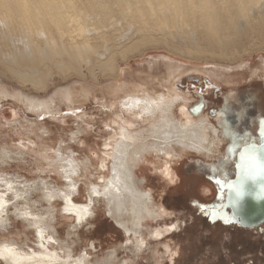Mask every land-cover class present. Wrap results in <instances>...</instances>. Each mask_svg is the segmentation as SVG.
<instances>
[{
  "label": "bare ground",
  "instance_id": "6f19581e",
  "mask_svg": "<svg viewBox=\"0 0 264 264\" xmlns=\"http://www.w3.org/2000/svg\"><path fill=\"white\" fill-rule=\"evenodd\" d=\"M153 50L227 66L214 64L212 68L199 69L163 59L161 67L153 64L133 68V60ZM257 52H264V0H0L1 83L10 80L24 89L42 91L55 86L56 79L69 82L65 90L44 102L25 98L23 91L12 95L3 85L0 98L13 97L39 115L53 114L61 105L73 110L90 99L103 101L105 109L117 112L116 119L110 115L109 123L117 127V132L104 142L105 150L99 159L102 183H90V204H78L74 196L81 194L78 180L94 162L90 158L83 162L73 152L65 157L64 149L59 148L58 160L49 156L45 160L66 179L64 190L49 188L46 183L43 188L33 183L30 190H20L0 170V227L5 229L9 223V194L28 201L38 188L45 191L43 199L52 208L57 207L52 200L60 199L64 213L76 221L84 216L78 225L96 214L97 203H105L108 215L125 232L127 243L141 254L147 246L145 231H150L151 238L163 236L164 231H152L150 224L167 216L164 207L146 191L147 178H140L146 176L145 170H151L149 166L174 182L179 174L173 165L184 156L211 158L219 153L220 158L211 164H194L190 170L201 167L211 175L221 174L219 180L234 179L239 151L228 153L232 143L226 132L251 133L258 151L262 148L258 130L261 125L264 128V117L255 110L262 108L264 93L258 94L263 101L252 93L227 97L213 122L204 112L206 101L194 105L196 100L178 89L177 82L193 69L225 86L234 87L249 78L264 80V56L256 64L244 63ZM124 66L133 69L125 71ZM103 80L109 83L102 88ZM229 104L231 108L226 111ZM30 144L39 145L31 140ZM9 158V154L0 153V162ZM213 180L216 183L217 179ZM93 189L98 194H93ZM219 189L222 191L220 186ZM68 198L75 201V206L65 202ZM85 209L91 214H86ZM18 211L34 228L37 248L27 252L16 243H0V252L5 248L15 250L14 256L3 253L5 264H89L86 258L76 257L75 246L63 245L49 214L44 217L28 208ZM52 241L57 247L52 246ZM41 243L44 247H40ZM165 249L171 252L170 246ZM152 254L156 264H161L159 251ZM110 258L112 262L114 255Z\"/></svg>",
  "mask_w": 264,
  "mask_h": 264
},
{
  "label": "rangeland",
  "instance_id": "374dc122",
  "mask_svg": "<svg viewBox=\"0 0 264 264\" xmlns=\"http://www.w3.org/2000/svg\"><path fill=\"white\" fill-rule=\"evenodd\" d=\"M262 56L264 52L254 53L253 58H247L244 63L256 64L261 61ZM163 59L199 69L212 68L214 64L227 66L215 61L190 60L163 50L146 52L143 57L133 60L132 66L134 69L153 67V64L155 67H161L160 61ZM133 68L124 66L125 71H132ZM102 82V88L109 83L105 80ZM55 83V86L52 85L47 90L36 91L31 87L24 89L10 80L6 83H1L0 80V85H3L1 87L8 89L12 95L23 91L25 98H34L43 102L55 97L69 84L59 79H56ZM96 88L100 89V85ZM177 88L191 94L196 100L194 105H199L205 100L207 107L204 112L215 122V114L225 99L233 94L252 93L256 99L263 101L258 94L264 93V80L255 78L253 81L249 78L234 87L225 86L193 69L177 82ZM102 103L103 101L90 99L73 110L61 105V108L53 114L39 115L30 112L24 104L13 97L0 98V153H7L10 156L9 159L0 162V170L4 178L14 182L13 186L20 190L33 187L31 186L33 183L38 185V188H43V184L46 183L49 188L64 190L67 185L66 179L55 168L49 166V161L45 160L47 156L58 160L57 151L62 148L65 157L72 156L71 152H73L75 158L83 162L88 161L89 158L94 162L87 173L83 171L78 180L81 194L74 196L78 204H90L88 197L90 183H102L99 177L101 172L99 159L105 150L103 144L111 140L117 132L115 131L117 127L109 124L110 115L112 119H116L117 112L105 109ZM258 104L260 105V102ZM260 106L262 110L257 107L255 112L264 117V104ZM255 128L250 129L255 130ZM30 140L39 145L32 146ZM218 158H220L219 153L211 158L196 154L184 156L173 165L178 169L179 174V179L174 182L164 179L159 171L153 170V166H149L150 171H144L146 176L140 178L141 180L147 178L146 191L151 192L155 202L164 207L167 216L160 218L157 223L150 224L152 231H164V235L155 239L149 236L150 231H145L147 246L139 255L134 252V246L127 243L123 229L106 212L105 203L96 204V217L91 216L89 222L84 221L78 225L72 215L63 212L62 200H52L51 203L57 205L56 208H52L43 199L45 191L38 188L32 190L29 196L31 200L28 201L24 198L16 199L9 194L10 202L6 205L8 209L6 217L9 223L6 224L5 229L0 227V243H16L27 252L37 248L34 228L24 221L18 211L28 208L34 213L43 214L44 217H48L49 214L53 220L51 223L60 232L63 245L69 243L75 246L76 257L86 258L89 264H156L152 254L155 250L159 251L158 258L161 264H264V225L260 226L262 229H245L238 225L225 224L220 219L212 223L206 214L199 213L190 206L193 200L207 208L221 203L219 186L213 180L222 179L221 174L211 175L200 169L201 167L190 170L194 164L208 165ZM153 161L159 160L153 159ZM231 178L234 176L232 175ZM1 190L6 191V188ZM172 225H175V231L168 230ZM51 244L57 247L56 242L52 241ZM167 245L170 246V253L166 252ZM113 255L115 259L109 262ZM0 264L5 263L2 261Z\"/></svg>",
  "mask_w": 264,
  "mask_h": 264
},
{
  "label": "snow or ice",
  "instance_id": "6c2138e0",
  "mask_svg": "<svg viewBox=\"0 0 264 264\" xmlns=\"http://www.w3.org/2000/svg\"><path fill=\"white\" fill-rule=\"evenodd\" d=\"M197 94L199 95V93ZM136 103L138 104L139 101ZM230 108L231 105L229 104L226 111L230 110ZM195 110L198 111L199 109ZM221 115H224V113H221ZM226 135L230 136L232 143V146L227 149L228 153L235 154L237 151H239L238 162L234 165L236 169V178L235 180L226 182H222L221 180L217 179L216 184L222 189L225 186L230 189L234 193V199L229 197L228 204L220 203L216 206H213L211 209H208L202 203H197L195 200L190 202V206L193 207L197 212L206 214V217L210 218L212 221H216L217 218H222L224 223L235 225L241 222L240 213L242 211V200L245 196L246 186L249 182H254L257 178L264 177V163L259 162L257 156L258 147L255 140L252 139L251 133H244L241 135L239 132L228 130ZM260 138L262 141H264V130L260 132ZM215 170L216 169H213V171ZM68 183L71 184V181L69 180ZM9 187H11V185H9ZM73 191H75L74 187ZM93 194H98L96 193L95 189H93ZM221 200H223V197H221ZM65 202L75 206V201H73L71 198L66 199ZM226 208L231 211V215L225 211ZM65 210L67 211L68 209ZM85 213L89 215L91 214L87 212V209H85ZM83 219H85V217L81 216L77 220V223L82 222ZM168 230L175 231V225H172ZM40 238L41 241H43V234H41ZM157 238H160L159 234L157 235ZM53 243L55 242L53 241ZM40 247H44V244L41 243ZM3 253H8L9 255L14 256L15 250L11 248L3 249V251L0 252V262L4 260Z\"/></svg>",
  "mask_w": 264,
  "mask_h": 264
},
{
  "label": "water",
  "instance_id": "95a60500",
  "mask_svg": "<svg viewBox=\"0 0 264 264\" xmlns=\"http://www.w3.org/2000/svg\"><path fill=\"white\" fill-rule=\"evenodd\" d=\"M264 130L262 125L259 127L258 135L260 136V132ZM261 150L257 152V156L260 163H264V141H261ZM238 162V161H237ZM236 178V177H235ZM227 179L221 180L222 182L235 180ZM254 189V192L252 191ZM226 193V197H224L222 191H219V201H224V204L229 203V197L234 199V193L228 189L226 186L222 189ZM223 197V200H221ZM225 211L231 215V212L226 208ZM256 215V216H255ZM259 215V216H257ZM223 221L222 218H219ZM212 223H216V221H212ZM240 223L235 225H240L242 227H248L250 229L259 228L264 224V177L257 178L254 182H249L246 186L245 196L242 200V211L240 213ZM226 224V223H225Z\"/></svg>",
  "mask_w": 264,
  "mask_h": 264
}]
</instances>
